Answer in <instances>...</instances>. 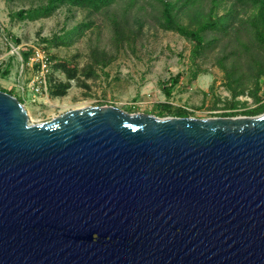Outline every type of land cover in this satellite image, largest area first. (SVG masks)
<instances>
[{
  "label": "water",
  "instance_id": "95a60500",
  "mask_svg": "<svg viewBox=\"0 0 264 264\" xmlns=\"http://www.w3.org/2000/svg\"><path fill=\"white\" fill-rule=\"evenodd\" d=\"M0 264H264V112L31 123L0 89Z\"/></svg>",
  "mask_w": 264,
  "mask_h": 264
},
{
  "label": "rangeland",
  "instance_id": "374dc122",
  "mask_svg": "<svg viewBox=\"0 0 264 264\" xmlns=\"http://www.w3.org/2000/svg\"><path fill=\"white\" fill-rule=\"evenodd\" d=\"M44 1L0 0V88L12 90L15 97L25 99L23 103L31 123L49 121L72 109L105 105L156 116L157 105L161 103L170 104L172 111L183 108L190 116L197 118L224 117V113H230L229 105L234 98L226 86L225 74L217 59L238 44L236 39L229 41V38H225L227 45L223 43L206 58L193 61L192 41L161 29L149 0H136L129 27L136 30L138 18H141L143 29L133 46L123 45L119 48L114 44L108 13L95 15L94 26L86 30L72 46H48L43 38L61 34L86 20L87 12L62 7L52 16L35 21H20L11 17L19 9ZM123 4L124 0H120L115 5L116 9L119 10ZM197 6L189 8V12L182 15L184 23H196L209 7L206 3ZM140 7L143 9L138 10ZM29 49H39L49 57L66 60L78 68V79L71 81L65 96L52 98L45 94L37 96L36 101L32 100L31 82L38 73L30 61L23 62L22 53ZM109 59L111 62L102 66L100 61ZM90 66L95 74L86 78L83 71ZM240 71L246 75L248 88L235 98L240 101L235 113L237 116H250L244 115V112L258 104L252 95L251 70L245 60ZM178 73L182 75L180 81L168 97L164 86H169L170 78ZM53 76L66 80L59 71H53Z\"/></svg>",
  "mask_w": 264,
  "mask_h": 264
},
{
  "label": "trees",
  "instance_id": "16d2710c",
  "mask_svg": "<svg viewBox=\"0 0 264 264\" xmlns=\"http://www.w3.org/2000/svg\"><path fill=\"white\" fill-rule=\"evenodd\" d=\"M120 0H45L44 2L28 8L19 9L11 17L20 21H35L48 18L56 13L60 8L66 7L69 10L80 9L87 12V19L73 25L70 29L64 30L61 34H54L50 38H43V42L48 46L70 47L88 29L94 26L95 15L102 13L109 14L110 28L112 29L113 42L117 47L135 44L141 35L143 22L138 18L139 25L136 30L129 27L132 12L136 5V0H124L123 6L117 10L115 5ZM149 4L154 7L155 19L161 29L172 31L193 43L191 59L197 61L206 58L220 48L223 43L228 44L225 38L236 39L237 45L225 54H222L217 62L224 71L226 86L231 90L233 100L230 113H224V117H234L240 101L235 100L238 94L243 93L246 88V75L242 74L241 64L245 60L250 66L252 79V95L258 104L255 108L244 112V115L256 116L264 112V0H149ZM206 3L209 5L196 20L197 22L184 23L182 15L189 12V8L198 7L197 5ZM143 9L140 7L138 10ZM145 9V8H144ZM220 12H222L220 14ZM189 18H190V14ZM242 36L244 37L242 40ZM34 49H29L22 53L23 62L28 63ZM47 54V53H46ZM50 71L47 74L48 94L52 98L63 97L71 87V81L78 79V68L72 66L68 61L61 60L55 56L49 57ZM111 60L100 61L102 66H106ZM53 67V69H51ZM36 71L40 65L34 64ZM62 72L66 80L62 81L53 76V71ZM83 74L86 78H91L95 74L93 67L84 69ZM193 75L196 76L194 73ZM181 74L173 76L169 80V86H164V91L169 97L172 89L181 78ZM1 89V88H0ZM14 96L12 90L1 89ZM261 93V95H259ZM24 102V98H19ZM157 113L160 117L177 116L188 117L189 112L185 109L177 108L172 111L168 103L157 105ZM234 110V111H233Z\"/></svg>",
  "mask_w": 264,
  "mask_h": 264
},
{
  "label": "built area",
  "instance_id": "2783aa9c",
  "mask_svg": "<svg viewBox=\"0 0 264 264\" xmlns=\"http://www.w3.org/2000/svg\"><path fill=\"white\" fill-rule=\"evenodd\" d=\"M29 63L34 64L38 63L40 65L37 75L34 77L31 82V91L33 92V101L37 100V96L48 94V81L47 74L50 71V61L46 53L39 51V49H34L32 56L29 58Z\"/></svg>",
  "mask_w": 264,
  "mask_h": 264
}]
</instances>
